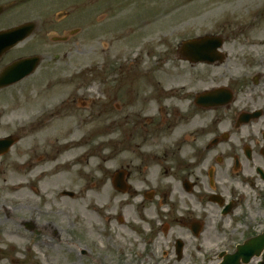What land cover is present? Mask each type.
<instances>
[{
    "label": "rangeland",
    "instance_id": "obj_1",
    "mask_svg": "<svg viewBox=\"0 0 264 264\" xmlns=\"http://www.w3.org/2000/svg\"><path fill=\"white\" fill-rule=\"evenodd\" d=\"M12 1L22 5L0 19V29L35 21L38 30L5 61L27 54L22 49L30 44L44 61L34 75L0 94V100H12L11 104L0 101V137L19 134V122L27 129L19 145L0 163V264H111L102 257L98 248L102 240L92 229L117 226L114 220L109 225L117 203L109 207L114 194L108 181L121 162L139 159L138 152L132 153L122 140L123 134H116L115 120L129 114L133 103L134 107L142 103L145 90L154 96L159 93L158 87H154L155 93L152 89L156 70L151 65L158 61L161 50H174L179 37L184 40L212 33L221 21L237 27L245 16H264V0H0V5ZM107 11L115 17L103 20L105 27L100 32L99 18ZM63 12L73 15L66 17ZM146 16L150 24L139 34L151 45L134 72L119 76L122 89L117 103L122 108L116 109L113 84L96 85L97 76L113 72L110 39L117 33L111 25L126 21L136 27ZM78 29L65 44L51 41L55 33L63 36ZM235 31L239 37L240 32ZM256 31L264 43V19ZM142 39L133 35L125 50L117 42L115 54L123 51L121 57L132 51ZM237 46V42L231 45ZM167 57L168 64L180 63L174 51ZM100 63L105 65L101 73L95 71ZM80 68L87 69L83 76L78 74ZM147 68L146 78L143 70ZM153 76L159 80L158 74ZM92 81V86L88 85ZM85 89L98 96L85 95ZM128 100L130 107L124 104ZM146 155L150 160L149 153ZM104 182L108 184L103 188ZM17 186L18 192H13L11 187ZM64 191L75 193V198L62 196ZM33 205L38 210L32 209ZM23 223H34L37 228L30 232ZM81 232L88 248L71 239ZM84 249L87 254L81 256Z\"/></svg>",
    "mask_w": 264,
    "mask_h": 264
},
{
    "label": "flooded vegetation",
    "instance_id": "obj_2",
    "mask_svg": "<svg viewBox=\"0 0 264 264\" xmlns=\"http://www.w3.org/2000/svg\"><path fill=\"white\" fill-rule=\"evenodd\" d=\"M108 14L99 18L101 29L103 20L115 17ZM262 19L259 13L245 16L240 26L214 28L210 35L223 44V58L212 65L191 63L181 46L161 50L151 65L157 96L145 90L136 107L124 103L131 108L115 120L116 134L139 159L121 162L108 181L114 194L109 207L117 203L109 225L115 220L118 227L92 229L111 264H264V43L256 31ZM114 28V49L135 33L127 22ZM170 51L180 63H167ZM12 58L0 71L20 59ZM118 61L111 73L116 109L122 108L119 76L137 65ZM143 71L147 78L149 68ZM17 129L23 138L21 122ZM118 174L125 185H114ZM74 237L89 245L82 232Z\"/></svg>",
    "mask_w": 264,
    "mask_h": 264
},
{
    "label": "water",
    "instance_id": "obj_3",
    "mask_svg": "<svg viewBox=\"0 0 264 264\" xmlns=\"http://www.w3.org/2000/svg\"><path fill=\"white\" fill-rule=\"evenodd\" d=\"M15 3L1 6L0 7V16L7 11L10 7L14 6ZM36 25L34 23L23 25L19 28L0 33V58L16 43L23 41L26 39L32 32H34ZM212 41L209 39L196 41L195 48L198 50L205 51L209 48H212ZM215 48V47H214ZM188 59L193 62H213L211 58L205 53L203 55H199L198 58H193L192 56H188ZM39 59L27 60L21 63H17L16 65L8 68L4 71V73L0 76V88L6 87L8 85H12L26 76L32 74L34 70L38 67ZM15 144V140L13 138H8L2 142H0V155L8 152V149Z\"/></svg>",
    "mask_w": 264,
    "mask_h": 264
},
{
    "label": "bare ground",
    "instance_id": "obj_4",
    "mask_svg": "<svg viewBox=\"0 0 264 264\" xmlns=\"http://www.w3.org/2000/svg\"><path fill=\"white\" fill-rule=\"evenodd\" d=\"M69 145H72V144H69ZM76 149H79V148H76ZM76 149L74 150V152H76ZM39 173H41V172H39Z\"/></svg>",
    "mask_w": 264,
    "mask_h": 264
}]
</instances>
